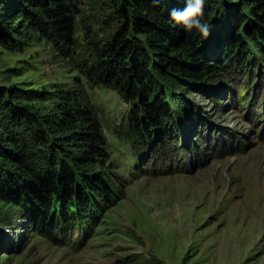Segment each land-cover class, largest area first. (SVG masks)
<instances>
[{
  "label": "trees",
  "instance_id": "1",
  "mask_svg": "<svg viewBox=\"0 0 264 264\" xmlns=\"http://www.w3.org/2000/svg\"><path fill=\"white\" fill-rule=\"evenodd\" d=\"M122 2L117 29L101 41L88 39L78 64L90 84L113 89L129 106L116 137L130 144L139 162H162L153 170L160 175L173 172V157L182 153L188 130L201 147L215 139L229 150L224 153L234 152L231 136L210 123V114L188 95L206 97L221 110L227 97L229 107L260 123L264 0H205L208 38L171 19V10L183 9L184 0ZM76 16L72 0H0V43L16 45L13 36L26 29L74 58ZM81 85L79 92L61 95L52 115L17 104L13 89L0 88V201L23 208L34 231L71 249L85 245L103 205L115 203L108 180L85 168L108 158V143Z\"/></svg>",
  "mask_w": 264,
  "mask_h": 264
},
{
  "label": "rangeland",
  "instance_id": "2",
  "mask_svg": "<svg viewBox=\"0 0 264 264\" xmlns=\"http://www.w3.org/2000/svg\"><path fill=\"white\" fill-rule=\"evenodd\" d=\"M72 2L74 58L21 30L13 36L15 46L0 43V88L13 89L17 104L52 115L61 95L79 92L82 84L108 143V158L85 168L102 173L115 203L103 205L85 245L71 249L34 231L23 208L0 201V264H264V112L254 128L240 108L228 106L227 97L222 111L208 98L189 94L210 114L208 121L231 136L235 151L221 150L215 139L201 147L197 134L188 130L182 153L173 157V172L154 174L162 162L157 167L139 162L130 144L115 135L129 106L118 92L93 86L78 72L87 40L101 41L117 29L123 2ZM42 93L47 99L37 101Z\"/></svg>",
  "mask_w": 264,
  "mask_h": 264
},
{
  "label": "clouds",
  "instance_id": "3",
  "mask_svg": "<svg viewBox=\"0 0 264 264\" xmlns=\"http://www.w3.org/2000/svg\"><path fill=\"white\" fill-rule=\"evenodd\" d=\"M162 0H152L154 5H158ZM183 9H172L170 12L171 19L179 25H183L186 31L197 30L204 38L211 34V26L202 23L205 14V0H184Z\"/></svg>",
  "mask_w": 264,
  "mask_h": 264
}]
</instances>
